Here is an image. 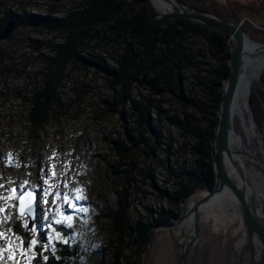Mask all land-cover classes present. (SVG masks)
I'll return each instance as SVG.
<instances>
[{
  "label": "rangeland",
  "instance_id": "1",
  "mask_svg": "<svg viewBox=\"0 0 264 264\" xmlns=\"http://www.w3.org/2000/svg\"><path fill=\"white\" fill-rule=\"evenodd\" d=\"M88 1L0 0V24L8 19L6 24L14 26L11 38H0V51L8 56L5 63H0V262L2 260L3 264L31 263L34 243L26 249L23 241L12 230H7L14 214L18 215L17 197L27 187L38 191L37 221L31 229L34 237L39 227L50 236L54 233L51 236L54 243L62 238L61 232L56 230V221L65 222L71 229V242L80 245L81 260L86 264H95L93 257L97 250L100 252L116 237L110 220L103 212L116 207V189H121V185L117 187L116 183L121 182L122 178L114 175L109 166L110 162L115 164L118 160L113 153L114 141L125 138L126 128L131 134H138L129 106H120L117 112L109 111L107 102L113 101L114 92L103 74L97 72L96 68L70 64L60 90L62 106L50 112L42 127L34 129L30 121V99L32 89L35 86L40 88L43 79L39 73L45 66L42 59L53 55L50 44H63L66 39L63 35L38 34L30 27L19 26L15 19L11 20L10 15L37 13L61 17L69 11L85 10ZM183 1L239 23L250 37L247 38L250 42L247 48L251 52L257 48L256 44L264 43V0ZM52 6L57 11L52 10ZM111 38L114 39L113 34L101 29L98 40L89 43L86 54L102 60L106 65L117 67L124 52L123 45L115 39L111 42ZM230 41V50L234 55L235 41L231 36ZM187 42L191 52L201 61L192 73L212 78L213 70L219 63L213 55L215 42L210 37L193 34L187 37ZM253 60H256V64L252 74L258 77L245 97L262 130L264 62L260 53L246 56L242 77L246 78V64ZM9 66L17 71L9 73ZM192 73L183 86L190 94H195L197 84ZM132 98L136 101L150 98L154 105L153 116H160L161 131L171 141L170 151L167 153L166 145H163L154 158L147 157L148 146L140 149L141 157L137 160L131 184V218L135 222L138 219L147 221L156 218L161 212L172 209L167 198L160 195V190L150 185L149 178L143 181L139 172L150 167L158 188L173 192L175 179L171 171L178 169L185 161L193 166L189 150L194 141L171 120L175 116L183 118L185 112L170 92L159 97L152 95L148 87H142L133 91ZM149 134L155 137L154 133ZM242 162L247 165L244 158ZM246 167L249 169L248 165ZM199 189H207V186H199L193 192ZM189 198L195 199L190 196L183 200ZM182 205L181 202V210ZM20 217L27 225V215ZM5 251L9 255L7 260L4 259ZM111 253V247L105 254L102 253L107 262L111 260Z\"/></svg>",
  "mask_w": 264,
  "mask_h": 264
},
{
  "label": "trees",
  "instance_id": "2",
  "mask_svg": "<svg viewBox=\"0 0 264 264\" xmlns=\"http://www.w3.org/2000/svg\"><path fill=\"white\" fill-rule=\"evenodd\" d=\"M85 6V10L69 11L61 17L37 13H10L11 20L15 19L19 26L30 27L38 34L54 37L63 35L66 39L63 44H50L53 55L42 59L45 66L39 73L43 79L40 88L35 86L37 88L32 89L30 121L34 129L42 127L50 112L60 109V90L70 64L96 68L97 72L103 74L114 92L113 101L107 102L109 111L117 112L120 106H129L138 134H131L126 128L125 138L114 141L113 153L118 160L115 164L110 162L109 166L114 175L122 178L121 182L116 183L117 187L121 185V189H116V207L109 209L107 213L103 212L110 220L116 237L107 247L101 248L100 252L97 250L93 262L141 264L142 253L153 235L155 225L159 222H172L181 212L183 198L196 188H213L216 184L211 153L212 138L223 98L221 83L231 72L230 60L233 52L230 50V36L215 28L190 21L186 17L175 21L153 22L146 4L130 0H90ZM51 9L57 11L55 6ZM7 22L8 19L1 22L0 30ZM101 29L113 34L115 41L118 40L119 44L123 45L124 52L117 67L106 65L102 60L86 54L89 43L98 40ZM192 34L210 37L215 42L216 50L213 55L219 63L213 70L212 78L192 73L195 67L201 64L187 45V37ZM113 40L111 38V42ZM6 60L8 56L0 51V63L3 64ZM7 71L13 73L17 70L9 66ZM191 73L194 74L197 84L195 94H190L183 86ZM142 87H148L152 95L159 97L170 92L184 107L183 118L175 116L171 120L182 133L194 141L189 150L193 157V166H189L185 161L178 169L171 171L175 179L173 192L158 188L150 167L142 169L139 173L143 181L149 178L150 185L160 190V195L167 198L172 209L161 212L156 218L147 221L138 219L134 222L131 218V184L137 160L141 157L140 149L148 146L146 155L153 158L161 151L163 145H166L167 153L171 149V141H168L170 137L161 131L160 116H153L154 105L150 98L137 101L132 98L133 91ZM149 132L154 133L155 137L152 138ZM56 226L62 238L54 243L51 237L54 233L50 236L45 229L38 227L34 237L33 231H28L27 225L19 215L14 214L7 230H12V233L23 241L26 249L34 243L30 264H86L81 260L80 245L71 242V229L65 222ZM110 247L111 260L107 262L102 253L105 254ZM4 254V259H9L8 251ZM1 263L3 264L2 260Z\"/></svg>",
  "mask_w": 264,
  "mask_h": 264
},
{
  "label": "water",
  "instance_id": "3",
  "mask_svg": "<svg viewBox=\"0 0 264 264\" xmlns=\"http://www.w3.org/2000/svg\"><path fill=\"white\" fill-rule=\"evenodd\" d=\"M137 3H144L148 6V14L153 22L164 20H177L186 17L190 21L212 27L229 34L235 41V51L231 61V72L221 83L223 98L218 109L219 119L215 133L212 138V157L216 175V185L209 189L207 195L197 199L192 204L188 200L182 201L181 213L171 223L160 222L155 226L153 236L149 239L146 249L142 253L141 264L150 263L149 249L158 229L172 241L171 251L174 253V260L171 264H264V226L255 218L252 206L248 198L246 189V176L242 167H240L237 157L232 148V113L234 102L241 82L243 62L246 56L264 54V43L256 44L257 48L251 52L247 45L250 43L246 37L245 29L236 21H232L216 14H213L198 6L184 2L183 0H130ZM170 7V9H168ZM166 8V9H165ZM12 24H6L0 33V38H11L14 29ZM261 46V48H260ZM264 62V55L262 56ZM264 65V64H263ZM264 68V67H263ZM232 165L237 166V175L242 180L239 184L228 170L227 160ZM264 171V170H263ZM228 190L233 196L240 208L241 218L244 228V243L236 250L233 255V247H228L220 254V259L213 261L207 259L204 251L207 253L214 250L212 244H200V232L202 229L198 209L201 205L207 203L214 196ZM194 193V192H193ZM192 193V194H193ZM192 194L186 196L190 197ZM18 199L17 213L19 216L27 215V229L31 231L34 222L37 221L38 213V191L27 187ZM31 208V212H29ZM192 220V232L186 235L184 230L178 236L174 235L177 226L188 219ZM157 227V228H156ZM214 244V243H213ZM235 257H233V256ZM233 257V260H232Z\"/></svg>",
  "mask_w": 264,
  "mask_h": 264
},
{
  "label": "bare ground",
  "instance_id": "4",
  "mask_svg": "<svg viewBox=\"0 0 264 264\" xmlns=\"http://www.w3.org/2000/svg\"><path fill=\"white\" fill-rule=\"evenodd\" d=\"M246 37L250 39L247 33ZM244 64L245 61L243 62L242 72L244 71ZM255 64L256 60L246 64V78L241 77L242 82L238 86L232 113L231 140L234 155L237 157L239 165L246 176V180L244 181L255 218L264 226V129H259L255 116L250 111L245 97L248 90H252V82H255L258 77L252 74L255 70ZM235 104L237 106L236 109ZM243 158L249 169L246 167L247 165L243 164ZM226 160L229 173L241 184L242 180L237 175V166L232 165L228 158ZM208 191V188L197 190L191 195L195 199L189 198V203L192 204L197 199L207 195ZM198 212L202 226L199 235L200 244H212V247L214 246V250L211 249L208 253L204 251L205 256L209 254L207 259L209 258L213 261L219 260L220 254L228 247H233V255L235 256L236 250L244 243L245 232L239 205L236 199L231 196V193L226 190L214 196L207 203L201 205ZM161 230V228L158 229L157 235L150 246L149 254L151 256L149 264H171L174 260V253L171 251L172 241ZM182 230L187 233L186 235L191 234V218L180 226H177L173 233L178 236Z\"/></svg>",
  "mask_w": 264,
  "mask_h": 264
},
{
  "label": "snow or ice",
  "instance_id": "5",
  "mask_svg": "<svg viewBox=\"0 0 264 264\" xmlns=\"http://www.w3.org/2000/svg\"><path fill=\"white\" fill-rule=\"evenodd\" d=\"M17 198H18V199H20V197H17ZM80 210H82V211H83V210H85V209H80ZM29 212H31V208H29ZM56 223H58V224H59V223H61V221H60V220H57V221H56ZM65 243H66V241H65ZM45 259H46V258H45Z\"/></svg>",
  "mask_w": 264,
  "mask_h": 264
}]
</instances>
